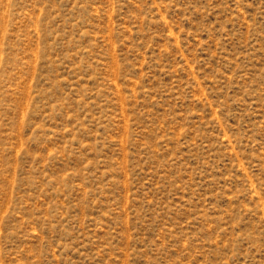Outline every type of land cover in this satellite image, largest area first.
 Wrapping results in <instances>:
<instances>
[{"label":"rangeland","instance_id":"374dc122","mask_svg":"<svg viewBox=\"0 0 264 264\" xmlns=\"http://www.w3.org/2000/svg\"><path fill=\"white\" fill-rule=\"evenodd\" d=\"M0 264H264V0H0Z\"/></svg>","mask_w":264,"mask_h":264}]
</instances>
